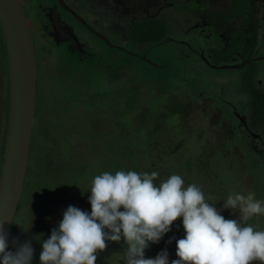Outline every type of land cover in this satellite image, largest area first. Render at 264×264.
<instances>
[{
  "label": "rangeland",
  "instance_id": "1",
  "mask_svg": "<svg viewBox=\"0 0 264 264\" xmlns=\"http://www.w3.org/2000/svg\"><path fill=\"white\" fill-rule=\"evenodd\" d=\"M28 1L24 0V7L30 15L29 7H32ZM36 1L41 7L47 5L46 0ZM48 2L51 6L55 5L57 14L65 21L70 24L74 21L83 40L81 43L86 56L81 60L70 59L69 42L61 43L60 46L52 43L40 48V51L44 49L46 52L42 56V63L46 65H43L39 74L44 77L39 78L32 133L34 137L29 159V162H34V166H28L22 193L24 205L18 216V230L21 234L27 227L30 229L28 234L35 233L34 230L43 231L46 235L41 237L44 236L46 240L52 229L58 228L69 205L90 213L88 197L91 195V180L104 171H155L159 174L156 179L158 184L171 174H179L185 180V186L193 183L200 186L208 202L215 204L227 219H238L240 216L239 210L224 208V201L233 192L245 195L253 192L256 199L264 201V176L257 173L256 167L250 170L252 167L246 164L248 162L252 165L255 156L249 159V150L242 152L240 147L237 149L238 144H229L235 132L231 133L230 121L225 112L233 115L234 110L238 108L239 112V106H242L243 114L248 113L244 101H233L228 96L239 95V89L233 91L232 87L228 88L231 81H238V69H227H234L233 65L212 69L215 66L210 65L208 59L206 62L209 66H204L193 55L188 56L186 47L184 51H179L175 43L171 42L153 49L152 45L134 49L137 54L142 52L140 56L144 64L140 58L133 59L135 56L132 53L116 52L113 55L118 53L119 56L114 58L107 50L108 47L102 45L95 35L80 29V23L72 15L62 10L54 0ZM195 3L196 0H184L183 9L168 7L162 13L167 16L172 40L200 38L203 45L208 47L209 39L214 34L207 31V35L195 36L197 32L194 35L192 31L197 28H192L191 22L183 24V30L179 26L182 17L180 12L194 11ZM78 9L83 18L90 17L88 21L91 25L94 23L96 28L105 32L110 30L104 17L93 16L84 7ZM32 13L37 18L43 15L39 8H33ZM35 25L34 32L38 34ZM183 32L190 34L182 35ZM143 48L149 50L148 58L142 55ZM100 54L105 56L108 64L102 62ZM123 58L131 61V69L117 70L119 60L123 61ZM152 59L167 66L160 72L161 77L154 74L157 67L152 65ZM145 60L150 64H145ZM208 76L216 78L226 87V101L221 100L225 104H214L211 96L218 98V90H215L213 80ZM6 81L8 76L4 75L0 88H3ZM231 102L237 106L233 105L230 109L227 103ZM5 134V128H2L0 147L4 145L2 138ZM150 142H153V146H150ZM138 153L143 154L137 156ZM38 160L49 163L45 170L41 169ZM118 160L125 167L120 168L115 163ZM37 197L42 199L41 203L36 202ZM34 208L40 214L49 211L54 223L43 217L42 220L37 216L34 218ZM249 221L258 229H264V215L253 216ZM181 235H185V232ZM22 240L17 238L12 243V251L25 243ZM107 243V249L98 253L96 264H124L127 245L123 238L119 242ZM31 244L33 247L39 243L35 240ZM153 244L145 250L146 258H155L164 250L158 246L154 248ZM168 254L169 261L172 257L173 260L178 259L176 253L169 251Z\"/></svg>",
  "mask_w": 264,
  "mask_h": 264
},
{
  "label": "clouds",
  "instance_id": "2",
  "mask_svg": "<svg viewBox=\"0 0 264 264\" xmlns=\"http://www.w3.org/2000/svg\"><path fill=\"white\" fill-rule=\"evenodd\" d=\"M158 172L104 171L91 180V212L69 205L58 228L43 241L40 264H96L108 241L127 245L124 264H264V229L247 221L264 215V201L255 193L233 192L224 208L239 210L238 219L225 218L208 202L197 184L185 186L179 174L159 184ZM123 209V210H121ZM182 218L185 235L176 240L178 259L167 250L146 258L149 243H157ZM0 222V264H32L31 241L8 251Z\"/></svg>",
  "mask_w": 264,
  "mask_h": 264
},
{
  "label": "flooded vegetation",
  "instance_id": "3",
  "mask_svg": "<svg viewBox=\"0 0 264 264\" xmlns=\"http://www.w3.org/2000/svg\"><path fill=\"white\" fill-rule=\"evenodd\" d=\"M54 1L56 2V5H58L62 10H65L68 14L72 15L76 19V21L80 23L81 30H84L88 33H92L93 35H95L94 37L96 39H99L101 41L100 43L102 45L107 46L108 48H104H107V50L110 51L111 56L117 58L119 54H113L116 52L120 53L122 51L126 53H132V55L135 56L134 59L136 60L137 58L142 59V57L140 56L142 52L137 54L134 49L138 47L142 48L143 46L148 45V47H150V42H136L130 34L133 26H135L136 24L140 25L143 23L145 26L149 27V21H151V17L153 16L158 17L163 22H165V24L169 27L170 32L171 27L168 23L167 16L165 15V13L162 12L165 11L168 7H180L181 9H183L182 3L184 0H62L63 2L61 0ZM20 2L25 10L29 23V28L34 41L38 67V77L41 68L43 67V65H46L42 63V56L46 54V52L44 49H41L42 51H40L41 47H45L52 43H55L56 45L60 46L62 45L61 43L69 42L68 52H71L70 59L73 58L77 60L78 58L81 60V58L86 56V50L83 44L81 43L83 42V40L78 34L79 29L77 30V28H75V25L73 24L74 21L72 24H70L69 22L65 21L61 15H58V10L56 9L55 5L51 6L48 0H46L45 4L47 5L41 7L36 0H29V6L31 4L32 7H29V15V13L24 7V0H20ZM235 4L236 0H196V3L194 4V11L188 12L182 10L180 12L182 17L179 26H181L182 30L184 28L183 24H188L189 22H191L192 28H197V30L192 31V34L194 35L195 32H197L195 36H198L200 34L207 35V31L208 33L214 34V36L209 39L208 47L203 45V43L199 40L200 38H193L187 40L176 38L172 41H169L168 39H162L160 42L157 43L159 44V46H163V44L167 42L175 43L179 51H184V47H186V52L188 53V56L193 55V57L197 61H202L203 64L205 63L204 66H209L210 63V65L215 66L211 67L212 69L218 68L223 65H233L234 69L227 68L230 70L238 69V81H231V85H229L228 88L230 89V87H232L234 89L233 91H238L239 89V95L236 96L234 94H229L228 96H230L233 101H244L248 113L243 114V112L241 111L243 107L239 105V112L238 108L237 111L234 110L233 115L228 112L231 115L230 117H227L231 125L230 131L232 134L235 132L232 137L233 139L229 142L233 144H238L239 146L237 147V149L240 147L239 150H242V152H244L243 150H249V158L250 156H255L259 159L260 163L263 165L264 168V121L258 124V122H256V120H254L253 118L251 111V106L253 104L252 94L246 91V84H244L245 72L239 68L241 65L245 66L248 63L252 64V84L257 90H264V0H240L239 6L242 5L246 10V15H248L246 25H244L246 29V31L245 29L244 31L247 32V34H245V32L243 31L245 36H241L240 39L236 37V33L238 29L244 28L242 24L243 18L235 14H226V12L232 10ZM78 7H84L87 11H89V14H92L93 16L100 15L104 17L105 20L108 21V27H110V30L105 32L103 30H99V28H96L94 26V23L93 25H91L88 21L90 17H88L87 19L83 18L81 13L78 12ZM33 8H35L36 10H38V8L42 10L43 15L39 18L33 16ZM218 14L221 15L219 18L216 17V15ZM35 23V26L38 27V34L34 32L33 24ZM233 27L234 29H232ZM251 27L253 28L252 31L250 30ZM225 31L227 32L225 33ZM169 32L166 33V37H170ZM184 34L188 36L190 33L183 32L182 35ZM248 36H251L253 38V44L250 46L246 42V40L249 38ZM46 39L49 40L48 43L46 42ZM190 41L193 42L188 43ZM179 44H183L184 46H180ZM258 45L259 48L257 47ZM143 51L144 54L142 55L147 57L149 50L143 48ZM202 53L203 55L205 54L204 56H206L207 58H205ZM100 56L103 57L102 62L108 64L105 59V56L103 54H100ZM113 57L109 58V60H111ZM206 59H208L209 63L206 62ZM66 61L67 60H65V62ZM152 61V65H155L156 67L161 65L158 61L154 59H152ZM148 63L150 62L148 61ZM4 75H6V77L8 76V81L5 82L3 88H0V131L2 130V128H5L6 134L2 138V142L5 145L0 147V169H2L5 154L10 116V68L8 59V49L2 24L0 21V84ZM233 75L234 73L230 76ZM258 77L261 78L258 79ZM210 79L213 80V87L215 88V90H218L217 97L220 100L218 98H212V96L211 99L215 101L214 104H225V102L221 100L226 101L227 96L224 95L226 87L220 84V82L216 78L211 77ZM221 93L223 95L220 98L219 96ZM214 104H212V107H215L213 106ZM227 104L230 106V109H232V106L235 105L232 102ZM236 106L237 105H235V107ZM235 120H237V124L235 123ZM238 134H240V136L244 138V141H241V137ZM236 135L237 139L235 138Z\"/></svg>",
  "mask_w": 264,
  "mask_h": 264
},
{
  "label": "water",
  "instance_id": "4",
  "mask_svg": "<svg viewBox=\"0 0 264 264\" xmlns=\"http://www.w3.org/2000/svg\"><path fill=\"white\" fill-rule=\"evenodd\" d=\"M0 21L8 49L11 91L8 137L0 174V222L9 251L29 166L38 67L33 37L20 0H0Z\"/></svg>",
  "mask_w": 264,
  "mask_h": 264
},
{
  "label": "trees",
  "instance_id": "5",
  "mask_svg": "<svg viewBox=\"0 0 264 264\" xmlns=\"http://www.w3.org/2000/svg\"><path fill=\"white\" fill-rule=\"evenodd\" d=\"M239 3H240V0H236L235 6L232 8V10L226 12V14H233V15L235 14V15H237L239 17H242L243 18L242 24H243V27H244V25H246V20L248 18V15H246L245 8L242 5L239 6ZM220 16L221 15H219V14L216 15L217 18H219ZM244 29H245V27L241 28V29H238V31L236 33L237 34L236 37L238 39H240L241 36H245V34H247V32H245L246 29H245V31H244ZM252 29L253 28L251 27L250 30L252 31ZM243 31L245 32V34H244ZM168 32H169V27L165 24V22H163L158 17H153L152 16L151 17V21H149V27L145 26L143 23L140 24V25L136 24L135 26H133L130 34L132 35L133 39L136 42H140V41L150 42V47L152 45V49H153V48L159 46V44L157 42H160L162 39H164V40L168 39L169 41H172V39L170 37H166L165 36L166 33H168ZM248 37L249 38L246 40V42L250 46V45L253 44V38L251 36H248ZM239 45H240V43H239ZM140 61L144 64L143 58L140 59ZM145 61H146L145 64H147L148 61L147 60H145ZM200 62H202V61H200ZM243 66L244 65H241L239 68L242 71L245 72L244 84H246V89H247L246 91H248L250 94H252V99H253V104L251 106L252 115H253L254 120H256V122H258V124H259L262 121H264V90H260L259 91L252 84V75H251L252 64L248 63L244 67ZM131 67H132L131 61L130 60L127 61V60H125L123 58V61L119 60V65H118V69L117 70H119V68H121V69H126V68L131 69ZM166 67H164L163 64L160 65V66H157V70H156V72L154 74L159 76V77H161L160 76V72L165 70ZM225 68H227V67H225ZM42 77H44V76H41V77L39 76L38 77V81H37L38 84H39V78L41 79ZM37 91H38V86H37ZM225 113H226V117H230L231 116L228 112H225ZM33 137L34 136L32 135L31 147L33 145ZM229 144H231V143L229 142ZM150 146H153V142H150ZM141 154H143V153H141ZM141 154L138 153L137 156L141 155ZM253 160H254V162L252 163V165H250L248 162L245 161L247 166L252 167L250 170H253V168L256 167L255 170L257 171V173L262 175V176H264V168H263V165L260 163L259 159L255 157V158H253ZM38 161H39V165L41 166V169L45 170L49 163L45 162L44 160H38ZM115 163H117V165L120 168L122 166L125 167V164L123 162L119 161V160L117 162L115 161ZM32 166H34V162L30 161L29 162V167H32ZM252 179H254V176H252ZM155 182L158 184V181H155ZM41 201H42V199L37 197L36 202L37 203H41ZM23 205H24V202H22V197H21V200L19 202L18 209H17V212H16V216H15V221H14V225H13L9 251H12V248H13L12 247V243L14 244V242L17 241V238H19L20 240L23 239L22 242L31 241L33 243L36 240V242H38L40 245L37 244V245L33 246V249H34L35 253L33 255L32 264H40L39 257H40L41 251H42V246L41 245L43 243L42 241L45 240V239H43V237L46 234H43V231L36 232V230H34L35 233L32 232V233L28 234L30 229L27 228V227L25 228V230H24V232L22 234L19 232L18 227H19V224H20V218H18V216H20V209L22 208ZM35 208L33 209L34 210V215H33L34 218H35V216H37L38 219H41V217H43L44 220L47 219V220L51 221L52 223H54L53 220H52L53 215L50 214L49 211L45 212L43 214H40L39 211L37 209H35ZM31 212H33V211L31 210ZM247 223L251 224L249 220L247 221ZM45 230H46V228H45ZM183 231H184V228H183V224H182V218H180V219L176 220L173 223V225L171 226V230L169 232H167L166 234H164V236L159 240V242L153 244L154 245L153 247L156 248L158 246V248H162L164 250L166 249L167 252L170 251L171 253H176V240L180 239V237L183 238L184 235H181V233ZM18 234H21V235H18ZM42 235H44V236L41 237ZM16 236H17V238H16ZM150 245H151V242L149 243V246ZM172 260H173V257H172L171 261ZM171 261H169V262H171Z\"/></svg>",
  "mask_w": 264,
  "mask_h": 264
}]
</instances>
